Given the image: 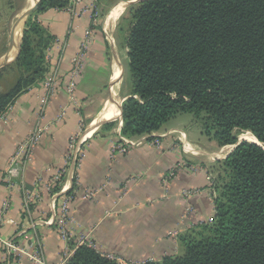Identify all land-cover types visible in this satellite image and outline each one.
Instances as JSON below:
<instances>
[{"label":"crops","instance_id":"0c3cea01","mask_svg":"<svg viewBox=\"0 0 264 264\" xmlns=\"http://www.w3.org/2000/svg\"><path fill=\"white\" fill-rule=\"evenodd\" d=\"M134 2L117 0L111 5L100 0L94 20L84 15L72 17L55 8L34 14L47 32L60 40L46 51L47 74L56 68L58 85L43 118L39 114L44 93L41 81L21 93L5 118L0 119V212L4 200H10L0 234L4 241H14L29 251L42 248L48 264H62L82 234L90 236L98 250L114 254L122 264L161 260L175 252L171 240L174 232L182 234L215 217L207 169L210 164L218 166L235 144L211 163V154L226 145H210L215 141L189 113L175 115L152 132L134 136L122 133L121 109L132 95L128 32ZM87 29L93 38L72 100L66 90L67 79ZM107 106L112 110L105 111ZM39 120L48 128L33 159L24 163L11 188L5 181V170L16 147ZM182 132L191 150L183 147L186 143ZM77 135L85 137L86 152L77 170L78 184L72 186L76 193L68 230L74 235L64 239L56 226L44 222L50 217L51 201L46 185H54L57 190L60 183L56 177L65 162L69 142ZM126 139L143 143L112 156V147ZM156 139L162 142L161 148L152 144ZM35 186L41 198L27 206L24 189L33 191ZM87 189L96 191L92 199L82 198ZM187 190L194 192L189 195ZM23 229L27 230L26 237L21 235ZM17 259L1 241L0 264H33L26 256L20 262Z\"/></svg>","mask_w":264,"mask_h":264},{"label":"trees","instance_id":"16d2710c","mask_svg":"<svg viewBox=\"0 0 264 264\" xmlns=\"http://www.w3.org/2000/svg\"><path fill=\"white\" fill-rule=\"evenodd\" d=\"M69 1L40 0L37 11ZM130 19L132 95L121 109L124 135L192 113L220 145L237 144L243 131L258 142L241 141L219 162L213 223L180 234L175 254L125 264H264V0H139ZM53 40L32 17L9 64L15 80L0 89V116L47 79ZM64 264L122 263L81 244Z\"/></svg>","mask_w":264,"mask_h":264},{"label":"built area","instance_id":"2783aa9c","mask_svg":"<svg viewBox=\"0 0 264 264\" xmlns=\"http://www.w3.org/2000/svg\"><path fill=\"white\" fill-rule=\"evenodd\" d=\"M99 2L100 0H70L68 5H66L65 7H56L55 9L59 11H65L72 17L84 15L89 17L91 20H94V17L97 15ZM92 38V31L89 29L85 30L84 37L80 42L75 55L72 58V69L68 76L66 84V90L72 100L75 98L78 77L84 69ZM55 44H60V40L54 39L53 42L48 46L47 51H50L52 46ZM55 74L56 68H53V73L47 74V79L44 81V93L41 96L42 106L39 113L41 118L44 117L45 110L57 90L58 82ZM11 109L12 105H9L8 108L1 114L0 119H4ZM121 126L123 127V123H121ZM47 128L48 125H44L42 120H39L38 125H36L35 129L30 133V135H28L27 138H25L16 147V150L13 156L10 158L9 164L5 170V181L6 183L8 182V186H10L11 188L15 186V179L20 175L24 163L29 162L33 159V152L42 140ZM181 137L183 139L182 141L186 143V135L184 132L181 133ZM84 139V136L77 135L70 140L65 162L56 177L57 182L60 183L57 190L54 188V185H46V191L50 193L51 201L50 217L44 222L49 225L56 226L60 230L64 239H72L74 235L72 231L68 230V223L72 218L71 203L73 202L76 193V189H73L74 183L76 182L78 184L77 170L82 165L86 152L85 148L83 147ZM142 143L143 142L141 140L138 141L126 139L123 144H116L112 147V156H114L117 152H127L130 148L139 146ZM152 144L159 148L162 147V142L158 139H156ZM183 147L185 148V150H187L185 146ZM172 175H174L173 172ZM209 178L211 179V177ZM36 188H38V186H35V189L33 191H27L26 189H24V193L26 194L25 201L27 206H29L30 203L35 202L41 198V193ZM71 188L74 191L71 190ZM193 192V190L186 191V193L189 195ZM95 194L96 191L87 189L82 193L81 196L83 199L88 200L92 199ZM9 207L10 200L6 198L2 204V210L0 212V229L1 225L4 223V218H6V215L8 214ZM26 234L27 230L23 229L21 235L26 237ZM174 234H178V232H174ZM76 239V246L81 244L92 245L91 238L88 235L82 234ZM1 241L5 243L6 248H8L9 252H12L18 257L17 262H20L21 259L26 256L32 261L33 264H48L42 248L38 247L34 251H29L28 248H22L14 241H4L0 234V242ZM75 248H71L68 251L66 258L62 264L66 262Z\"/></svg>","mask_w":264,"mask_h":264},{"label":"rangeland","instance_id":"374dc122","mask_svg":"<svg viewBox=\"0 0 264 264\" xmlns=\"http://www.w3.org/2000/svg\"><path fill=\"white\" fill-rule=\"evenodd\" d=\"M36 0H0V59L7 53L8 49H9V44H10V39H11V34L13 32V28L17 22V20L22 16V14L25 12V10L29 7L32 6L33 3H35ZM105 2L114 5L116 3L117 0H104ZM106 10H108V8L106 7ZM37 9H35L29 16L28 18L25 20L23 26H22V30H23V34H24V30L27 27V24L29 21L33 19H35L34 14L36 13ZM127 23V21H125ZM19 34H21V32H19ZM18 37H20V35H18ZM22 41V40H21ZM17 75V72L14 70V68L12 69L10 65H8V67H5V69L0 71V89L1 88H7L10 86V84L15 80V77ZM189 116H192L195 118V116L192 113H189ZM195 120L197 122H199L201 128L203 129V126L201 124V121H199L197 118H195ZM204 131V129H203ZM205 133V131H204ZM206 134V133H205ZM250 131H243L240 133L239 139L244 138V140H248L245 138V135L247 137L251 136ZM208 136V135H207ZM209 138H211L210 140H214V142H210V145L216 146L219 142L215 139H213L212 137L208 136ZM183 140V139H182ZM187 140V139H185ZM249 141H253V140H249ZM186 142V141H185ZM225 146V145H222ZM187 149L191 150V148L187 145L186 142V146ZM232 145L231 144H226V146L224 148H222L217 154H211V156L208 158V160L212 162H216V160L218 158H222L227 151L231 150ZM197 169L199 168V166L196 164L194 165ZM208 168V167H207ZM208 173H209V177H211L209 184L211 185V189H212V197H213V201L214 198L219 195L220 193V189L216 188L218 185H222V181L220 183V180H218V172L219 170V165H215L213 167V164H210L209 169H207ZM207 224H211L213 223V220H210L208 222H206ZM206 223H201V224H206ZM199 225L200 228L202 225ZM171 234L173 235V233L171 232ZM180 235V234H179ZM178 234H174L171 238V240L174 243V254L177 253L179 251V236ZM174 237V238H173ZM110 255L111 257L115 258L117 260V258L115 257L114 254H107ZM172 255V254H170Z\"/></svg>","mask_w":264,"mask_h":264},{"label":"water","instance_id":"95a60500","mask_svg":"<svg viewBox=\"0 0 264 264\" xmlns=\"http://www.w3.org/2000/svg\"><path fill=\"white\" fill-rule=\"evenodd\" d=\"M135 2L136 1H139V0H134ZM40 3V0H36L35 3L32 4L31 7L27 8L25 10V12L22 14V16L17 20L14 28H13V32L11 34V39H10V44H9V49L7 51V53L0 59V70L4 67H6L7 65H9L10 63H12L16 57L18 56L19 52H20V46H21V40H22V37H23V30H22V26L25 22V20L28 18V16L35 10L38 8V5ZM21 27V34L18 33V29ZM18 35H20V37H18ZM17 45L18 47V50H17V54L15 57H11V52L13 50V48ZM257 139V138H256ZM244 138H241L239 139L238 143H240L241 141H243ZM255 142H258V139L257 141ZM237 143V144H238ZM235 144L233 146V149L236 147ZM232 149V150H233Z\"/></svg>","mask_w":264,"mask_h":264},{"label":"bare ground","instance_id":"6f19581e","mask_svg":"<svg viewBox=\"0 0 264 264\" xmlns=\"http://www.w3.org/2000/svg\"><path fill=\"white\" fill-rule=\"evenodd\" d=\"M36 2V1H35ZM114 12V11H113ZM112 12V13H113ZM115 15H116V13H117V10H115ZM113 15V14H112ZM19 32H21V27L18 29V33ZM17 50H18V47H17V45L13 48V50H12V52H11V57L13 58V57H15L16 56V54H17ZM111 100V99H110ZM113 102V101H112ZM114 103V102H113ZM111 107V106H110ZM109 106H107L106 107V110L105 111H108V110H112V108H110ZM115 107V106H114ZM245 138L246 139H248V140H253V141H257V139H256V137L253 135V134H251V136L250 137H247L246 135H245Z\"/></svg>","mask_w":264,"mask_h":264}]
</instances>
